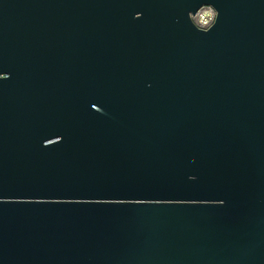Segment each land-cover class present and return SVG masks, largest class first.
Masks as SVG:
<instances>
[{"label": "water", "instance_id": "95a60500", "mask_svg": "<svg viewBox=\"0 0 264 264\" xmlns=\"http://www.w3.org/2000/svg\"><path fill=\"white\" fill-rule=\"evenodd\" d=\"M0 264H264V0H0Z\"/></svg>", "mask_w": 264, "mask_h": 264}, {"label": "built area", "instance_id": "2783aa9c", "mask_svg": "<svg viewBox=\"0 0 264 264\" xmlns=\"http://www.w3.org/2000/svg\"><path fill=\"white\" fill-rule=\"evenodd\" d=\"M216 17L217 11L211 5H203L195 14L191 15L193 23L203 30L212 27L216 21Z\"/></svg>", "mask_w": 264, "mask_h": 264}]
</instances>
